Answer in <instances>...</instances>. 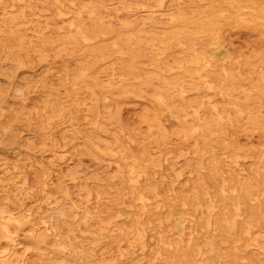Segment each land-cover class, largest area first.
Masks as SVG:
<instances>
[{"label":"rangeland","instance_id":"rangeland-1","mask_svg":"<svg viewBox=\"0 0 264 264\" xmlns=\"http://www.w3.org/2000/svg\"><path fill=\"white\" fill-rule=\"evenodd\" d=\"M0 264H264V0H0Z\"/></svg>","mask_w":264,"mask_h":264},{"label":"bare ground","instance_id":"bare-ground-1","mask_svg":"<svg viewBox=\"0 0 264 264\" xmlns=\"http://www.w3.org/2000/svg\"><path fill=\"white\" fill-rule=\"evenodd\" d=\"M69 214H71V213H68V215H69ZM65 216H67V215H65ZM70 216H72V215H70ZM66 218H67V217H66ZM66 218H65V219H66ZM68 218H69V217H68ZM67 220H68V219H67ZM66 222H67V221H66ZM69 223H70V222H69ZM72 223H73V222H72ZM65 224H67V223H65ZM67 226H68V225H67ZM73 227H74V226H73ZM70 230H71V229H70ZM75 230H76V229H75ZM75 230H74V231H75ZM71 231H73V229H72ZM74 233H75V232H74Z\"/></svg>","mask_w":264,"mask_h":264}]
</instances>
